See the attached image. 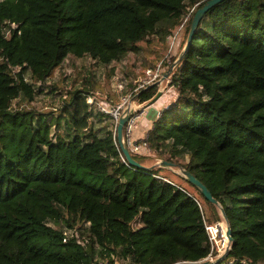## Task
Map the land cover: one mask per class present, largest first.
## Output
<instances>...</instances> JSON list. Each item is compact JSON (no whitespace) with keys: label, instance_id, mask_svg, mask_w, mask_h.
Listing matches in <instances>:
<instances>
[{"label":"trees","instance_id":"obj_1","mask_svg":"<svg viewBox=\"0 0 264 264\" xmlns=\"http://www.w3.org/2000/svg\"><path fill=\"white\" fill-rule=\"evenodd\" d=\"M208 1L0 0V140L7 139L5 124L21 126L24 113L13 114V102H33L37 84L69 57L110 66L180 28L183 52ZM7 22L19 26L9 37ZM181 55L169 83L177 99L153 121L148 142L220 206L185 179L193 191L158 171L127 166L111 118L96 129L92 92L77 89L63 108L68 130L61 138L29 123L31 137L24 131L18 139L12 128L9 149L0 142V264L201 262L213 255L203 204L211 224L224 211L234 238L217 264H264V0L216 5ZM157 94V86H147L139 103ZM74 166L96 179L92 186ZM60 224L86 243L78 236L65 241V231L53 226Z\"/></svg>","mask_w":264,"mask_h":264},{"label":"rangeland","instance_id":"obj_2","mask_svg":"<svg viewBox=\"0 0 264 264\" xmlns=\"http://www.w3.org/2000/svg\"><path fill=\"white\" fill-rule=\"evenodd\" d=\"M180 30L181 28L178 31ZM183 39L184 35L183 31H181L179 42L176 43L173 52H170L172 43L168 41V39L164 43L155 39L150 43H142L138 53H131L122 62L113 63L110 66L101 65L90 57H69L54 71L45 83L37 84L33 102L26 103L19 100L13 102L12 113H24V116L20 117V120H18V124H21L22 127H18V125L15 127L12 123L5 124L1 130V134L3 135L5 133L4 135L7 136V139L0 140L1 144L3 145L4 141H6L7 145L12 139V128L17 130V135L15 134V136H17L18 139L24 131L26 135L31 137L32 132L29 131V129L24 130V127L29 125V123L35 127L39 124L46 127H43V129H48L47 134L54 140L61 138L68 130L65 125L66 121L63 118V108L70 100L69 93L77 89H87L92 92L90 96H88L87 101L91 99L96 129L104 128L109 123L108 115L101 113L98 108L105 107L108 111H112L120 106L128 107L130 104L131 108L139 112L142 111V108H146L145 106L149 105L154 99L147 103L140 104L138 93L147 86H157L158 93H162L161 97L152 106L155 109L158 108L157 111L160 112L177 99V95L175 91L170 88L169 82L171 81L174 70L178 66L176 64L179 60V55L183 53L180 51ZM160 64H162L164 69L162 79L157 80L156 83L149 84L150 78L148 77V72L156 69ZM174 65L176 66L173 69ZM171 69L173 70L170 72ZM167 74H169L168 77H166ZM97 116H101L103 119L102 123L99 122ZM156 119L157 116L154 117V120ZM140 123L141 120L139 119L138 125H140ZM151 129V127L147 128L148 131L146 132L140 130L141 138H137L136 134L135 138L139 141L148 139ZM137 131L138 130H136V132ZM7 149H9L8 145ZM1 152L4 151L0 150V154ZM135 156L138 157V162L144 167L149 170L158 171L161 177L182 184L193 191L192 188L188 187L184 182L185 178L182 174L183 168H177L175 165L168 162V155L160 156V154L150 146V151L144 152L143 155ZM77 171L86 174V172L82 171L78 166H74V174H76ZM86 175L87 176L80 180L81 182L91 185L96 181L94 177L88 174ZM77 180L79 181L78 178ZM203 209L206 211L205 214L207 217L209 216V219H206V224L214 228L217 226L221 228L216 234L217 239L214 241L213 255L204 260L217 264V262L223 260L229 252V239L226 231L228 224H226L227 222L220 210L218 211L221 218L220 221L211 224L210 219L214 220L213 215L205 204H203ZM53 226L68 233L67 228L61 224L59 226ZM142 226L141 220H138L135 224L136 229ZM79 236L80 234L78 237ZM69 237L72 238L70 235ZM79 238V243L84 245L86 242H83L81 237ZM111 260H113L112 263L114 264H122V261L117 257L110 259V261Z\"/></svg>","mask_w":264,"mask_h":264},{"label":"built area","instance_id":"obj_3","mask_svg":"<svg viewBox=\"0 0 264 264\" xmlns=\"http://www.w3.org/2000/svg\"><path fill=\"white\" fill-rule=\"evenodd\" d=\"M18 28H19V26L17 24H14V23L10 24L9 22H7L5 24V26L2 27L3 34H5L6 36L9 37L11 35L12 31L18 30ZM180 33H181V30L177 31L174 35H172V36H170L168 38V41H170L172 43V47L170 49V52H173L176 43L179 42L178 40H179V37H180ZM19 34H20V32H19ZM14 71L15 72L19 71V68H15ZM163 73H164V69H163L162 64L157 66L156 69L150 70L148 72V77L150 78L149 84L156 83L157 80L162 79ZM25 80L27 82H30L29 75L28 76L26 75ZM138 95H139V93H138ZM89 100H90V102H89ZM89 100H88V104L91 105V103H92L91 99H89ZM98 110L101 113H103L104 115H108L111 118V121L114 123V140H115L116 145L118 146V149H119V151L121 153L122 160L127 166H129V165L126 162V160H125V158H124V156H123V154H122V152L120 150V147L118 145L117 128H118V124H119L120 119L125 115V113L128 110H132L133 111V115L131 116V118L129 119V121H128L126 127H125V131H124V141H125V143L129 147L130 152L135 154V155H143L144 152L150 151V144L148 142V139H144V140L139 141V140H137L135 138V132H136V130H138V127H139L138 120L141 117H143L144 115H146L147 110H148L147 108H142V111L139 112V111L131 108V104H130L128 107L120 106L117 109H114L112 111H108L105 107L98 108ZM159 116H160V112H158L157 118ZM216 228L208 226L206 224V230H207V233L209 235V238H210V241H211L213 247H214V241H216V239H217L216 234L218 233L219 229H221L220 226H217ZM64 235L66 236V240L65 241H67V238H70L69 235L72 238H74L75 236L79 235V232L77 230H74V231H69L68 230V233L65 232ZM228 247L230 248V245ZM97 264H112V263L109 260H107V259H100Z\"/></svg>","mask_w":264,"mask_h":264},{"label":"water","instance_id":"obj_4","mask_svg":"<svg viewBox=\"0 0 264 264\" xmlns=\"http://www.w3.org/2000/svg\"><path fill=\"white\" fill-rule=\"evenodd\" d=\"M226 0H209L202 8H200L192 21V25H191V30H190V34L188 37V42H187V46L184 49L183 53H185L186 49L191 45L192 41H193V37L195 35V32L200 24V22L202 21L203 17L205 16V14L207 12H209L212 8H214L216 5L224 2ZM183 55L180 56L178 62L176 65H178L182 59ZM173 66V69L175 68V66ZM171 69L170 72L173 70ZM169 74H167L166 77H168ZM162 93H158L157 96L154 98V100L149 104L146 105L145 107L150 109V113L149 114H153L152 116V120L154 121V117L157 116L158 112L155 108H153L152 106L155 104V102L161 97ZM133 115V111L132 110H128L125 115L120 119L119 124H118V128H117V141H118V145L120 147V150L126 160V162L128 163V165L131 168H135L138 170H149L148 168L144 167L143 165H141L138 161H136L133 157L132 154L129 150V147L127 146V144L124 141V131H125V127L129 121V119L131 118V116ZM164 165H170V164H164ZM172 167V166H170ZM183 177L187 180V182L189 184H191L192 186H194L200 193L201 195L211 204H213L214 206H220L219 203L217 202L216 199H214V197L212 196L211 192L209 191V189L200 181L198 180L192 173H190L189 171H186L183 169L182 171ZM225 221L228 224L227 227V237L229 239V245L230 248L228 247V251L231 250L234 238L232 236V231L231 228L229 226L228 220L226 218V215L224 213L223 210H220ZM218 263V262H217ZM183 264H213L212 262L209 261H201V262H186Z\"/></svg>","mask_w":264,"mask_h":264},{"label":"crops","instance_id":"obj_5","mask_svg":"<svg viewBox=\"0 0 264 264\" xmlns=\"http://www.w3.org/2000/svg\"><path fill=\"white\" fill-rule=\"evenodd\" d=\"M149 113H150V109L147 110L146 115H144L143 117L140 118L141 123L139 125L138 131L135 132L137 138H141V131H145L146 132V131H148L147 128H149V127L152 128V126H153V120H152L153 114H149Z\"/></svg>","mask_w":264,"mask_h":264},{"label":"bare ground","instance_id":"obj_6","mask_svg":"<svg viewBox=\"0 0 264 264\" xmlns=\"http://www.w3.org/2000/svg\"><path fill=\"white\" fill-rule=\"evenodd\" d=\"M227 224V223H226ZM229 246V245H228Z\"/></svg>","mask_w":264,"mask_h":264}]
</instances>
